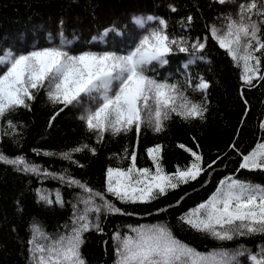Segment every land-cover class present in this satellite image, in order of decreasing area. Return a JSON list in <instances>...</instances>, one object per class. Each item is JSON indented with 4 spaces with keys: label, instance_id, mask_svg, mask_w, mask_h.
Here are the masks:
<instances>
[{
    "label": "snow or ice",
    "instance_id": "snow-or-ice-1",
    "mask_svg": "<svg viewBox=\"0 0 264 264\" xmlns=\"http://www.w3.org/2000/svg\"><path fill=\"white\" fill-rule=\"evenodd\" d=\"M213 2L224 5L236 0ZM169 8L177 11L174 5ZM146 19L155 21L156 26L123 53L108 49L74 51L70 47L72 42L65 39L63 32L59 45L33 46L23 51L9 48L0 52V124L7 125L6 129H0V135L16 134L19 125L11 116L21 109L31 111L43 93L53 109L49 127L66 109H78L77 119L85 132L95 138L96 144L103 143L106 135H134L135 139L131 150L125 147L120 157L128 161V166L107 167L99 190L69 175L67 170L56 174L42 170L24 156L8 158L0 154V163L11 165L17 171L57 179L79 190L73 203L70 230L55 239L45 234L46 243H38L34 234L27 241L31 264H86L81 253L85 233H103L102 218L110 215H136L135 208L118 207L117 201L128 206L151 205L169 192L199 181L205 173L211 175V170L223 161L224 157H217L205 164L196 142L195 149L178 145L189 153L191 161L172 173L163 167V146L160 144L146 149L152 167H138L137 164L138 145L145 129L159 134L174 118L185 123L206 119L210 82L202 75L193 78L188 69L198 62L211 63L203 54L210 42L223 50L233 66L240 70V97L245 104L243 89L257 87L255 81L264 82V0H241L234 13L224 16L223 28L206 25L207 34L194 39L188 35H171L164 18L148 16ZM193 19L191 15L185 17L180 21L181 28L190 29ZM131 22L143 27L139 18L133 17ZM115 31L111 26L104 31L103 37ZM97 39L94 36L90 43L95 46ZM177 53L187 57L182 63L184 79L158 78L159 68L167 66L168 57ZM195 94H199V100L194 98ZM244 115L247 116V111ZM258 127L264 133V119ZM229 150L238 157V167L232 174L219 179L205 200L178 217L181 227L187 226L217 241L218 247L200 252L179 239L167 222L127 225V232L117 230L110 237L113 264H243L241 257H246L248 264H264V247L259 252H253L242 243L233 249L225 247L227 242L264 236V185L238 176L242 170L264 172V137L254 142L246 153L241 152L235 142L229 145ZM34 151L37 155L58 156L81 168L85 165L74 159L75 154L87 151L96 155V148L87 143L58 154ZM207 183L201 181L200 186L206 187ZM37 195L45 204L63 206L65 203L59 191L55 193V200L51 193L38 190ZM183 199L157 208L156 214L179 207ZM145 211L147 215L153 214L151 208Z\"/></svg>",
    "mask_w": 264,
    "mask_h": 264
},
{
    "label": "trees",
    "instance_id": "trees-1",
    "mask_svg": "<svg viewBox=\"0 0 264 264\" xmlns=\"http://www.w3.org/2000/svg\"><path fill=\"white\" fill-rule=\"evenodd\" d=\"M239 2L241 0L220 5L213 0H0V52L9 48L23 51L31 50L33 46L43 48L59 45L60 33L63 32L65 39L72 42L70 47L74 51L108 49L123 53L132 48L141 35L156 26L155 21L146 19L148 16L164 18L171 35H188L194 39L207 34L206 25L214 24L217 28H223L224 16L234 13ZM169 5H174L177 11H170ZM189 15L194 18L191 28L182 29L180 21ZM133 17L141 19L143 27L132 23ZM111 26L116 31L103 37L104 31ZM94 36L98 37L95 46L90 43ZM203 54L211 63L198 62L190 66L188 72L193 78L202 75L210 82L211 86L206 94V119L185 123L174 118L167 122L165 131L159 134L145 129L138 145L137 164L139 167H152L151 160L147 159L146 149L160 144L163 146V167L166 172L172 173L177 167H185L191 161L189 153L178 145L184 144L195 149L196 142L205 164L217 157H224L223 161L211 170V175L205 173L199 181L183 185L151 205L128 206L120 205L117 201L118 207L135 208L136 215H110L102 218L103 233H85L81 253L86 264H113L110 237L117 230L127 232V225L167 222L179 239L200 252L218 247L217 241L191 231L187 226L181 227L178 217L205 200L218 180L232 174L238 167V157L229 150L232 142L239 145L241 152L246 153L254 142L264 137L258 127L259 122L264 119V82L255 81L257 87L243 89L244 99L247 100L245 104L240 97V70L233 66L230 58L212 42L207 45ZM168 59L169 64L159 68L158 78L183 80L185 70L182 63L187 59L185 54L177 53ZM194 98L199 100V94H195ZM245 111L247 116L244 115ZM52 112V107L41 93L31 111L21 109L13 114L11 119L19 127L16 134L0 135V154L8 158L24 156L42 170L56 174L67 170L69 175L96 190L104 183L107 167L128 166V161L120 157L125 147L131 150L135 143L134 135H106L103 143L96 144L95 138L85 132L77 119L78 109H66L49 127ZM6 128V124H0V129ZM81 143L96 148L94 156L87 151L74 155V159L85 165L83 168L58 156L37 155L34 151L38 149L58 154ZM225 153L228 155L225 156ZM238 176L264 185V172L242 170ZM201 181H208L207 186L201 187ZM38 190L51 193L53 200L55 193L59 191L64 205L45 204L39 199ZM78 194V189L70 188L57 179L26 174L15 170L11 165L0 163V264H31L27 241L33 234L38 243H46L45 234L55 239L70 230L73 203ZM181 197L184 199L179 207L156 214L157 208L174 204ZM147 208L153 210L152 215L146 214ZM36 229L39 231H35ZM241 243L253 252H259L264 247V236L255 235L227 242L225 247L233 249ZM241 260L243 264H248L246 257H241Z\"/></svg>",
    "mask_w": 264,
    "mask_h": 264
},
{
    "label": "rangeland",
    "instance_id": "rangeland-1",
    "mask_svg": "<svg viewBox=\"0 0 264 264\" xmlns=\"http://www.w3.org/2000/svg\"><path fill=\"white\" fill-rule=\"evenodd\" d=\"M139 167V166H138Z\"/></svg>",
    "mask_w": 264,
    "mask_h": 264
}]
</instances>
